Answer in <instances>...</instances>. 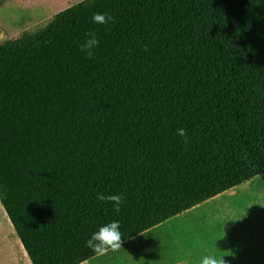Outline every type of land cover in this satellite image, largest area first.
<instances>
[{
  "label": "trees",
  "instance_id": "trees-1",
  "mask_svg": "<svg viewBox=\"0 0 264 264\" xmlns=\"http://www.w3.org/2000/svg\"><path fill=\"white\" fill-rule=\"evenodd\" d=\"M256 176L264 0L78 1L0 42V204L31 264H80L99 227L125 242Z\"/></svg>",
  "mask_w": 264,
  "mask_h": 264
},
{
  "label": "rangeland",
  "instance_id": "rangeland-1",
  "mask_svg": "<svg viewBox=\"0 0 264 264\" xmlns=\"http://www.w3.org/2000/svg\"><path fill=\"white\" fill-rule=\"evenodd\" d=\"M78 1L10 0L3 2L0 0V42L37 30L44 26L53 14ZM199 213L202 214L203 220L209 218L215 223L216 229L211 234L202 233L204 238L199 235L200 250L210 237L214 236L223 239L226 244L221 243L219 247H214L211 251H200L201 257L224 256L227 264H264V244H257L255 241V244L238 245L235 247L236 250L234 246L227 245L228 241H232L229 232L235 229L245 232L247 237H249V230L253 232L255 238L262 231L264 233V183L260 177H253L205 201L199 207ZM170 223L172 220L167 219L143 234L122 242V247L118 251L109 250L103 255L98 254L80 264H165L169 261L167 237ZM22 252H24L22 245L0 205V264H27Z\"/></svg>",
  "mask_w": 264,
  "mask_h": 264
},
{
  "label": "crops",
  "instance_id": "crops-1",
  "mask_svg": "<svg viewBox=\"0 0 264 264\" xmlns=\"http://www.w3.org/2000/svg\"><path fill=\"white\" fill-rule=\"evenodd\" d=\"M205 201L168 219L169 221L172 220V223H170L169 225V236L167 237V247L169 246V261L165 264H193V262L200 263V260L202 258V253H200V251H211L214 247H219L221 243L225 244L223 239L215 238V236L212 234V236L214 237H210L209 241H207V243L204 245V247L201 248V250L200 247H198V243L200 246L199 235H202V233H204V235L211 234L216 230L215 223L211 222L209 218L203 220L202 214L199 213V207H201L202 203H204ZM245 235V232H241L236 229L235 231L229 232V236L232 238V241H228L227 245L234 246V249L236 250L235 247H237L238 245L255 244V241L257 242V244H264L263 231L256 238L255 235H253V232H250V230L249 237ZM201 237H203V235ZM248 238L249 240H247ZM227 240L231 239L227 238ZM204 242H206V240ZM208 242L211 243L209 244ZM22 254L27 264H30L31 262H29L30 260L25 250L24 252H22Z\"/></svg>",
  "mask_w": 264,
  "mask_h": 264
},
{
  "label": "clouds",
  "instance_id": "clouds-1",
  "mask_svg": "<svg viewBox=\"0 0 264 264\" xmlns=\"http://www.w3.org/2000/svg\"><path fill=\"white\" fill-rule=\"evenodd\" d=\"M79 2L85 3V0H79ZM92 21L96 24H106L110 21L114 22V19L107 14L94 13L92 16ZM88 36L89 39H87L85 43L81 45V50L85 51L88 57H92V50L98 46L99 41L95 33H88ZM177 134L183 137L185 142H187V132L185 129H177ZM97 199L102 202L111 203L113 205V211L117 213L120 211L121 205L124 201L122 194L104 195L102 193H98ZM119 229V221H112L99 227L98 231L94 232L86 241V247L99 255H103L109 250L113 252L118 251L122 247V234ZM223 257L224 256L204 255L200 260V264H227V261Z\"/></svg>",
  "mask_w": 264,
  "mask_h": 264
}]
</instances>
